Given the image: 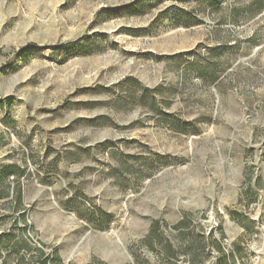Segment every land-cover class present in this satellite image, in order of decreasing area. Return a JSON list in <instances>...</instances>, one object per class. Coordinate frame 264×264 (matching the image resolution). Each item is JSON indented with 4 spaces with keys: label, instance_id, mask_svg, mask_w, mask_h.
Segmentation results:
<instances>
[{
    "label": "rangeland",
    "instance_id": "obj_1",
    "mask_svg": "<svg viewBox=\"0 0 264 264\" xmlns=\"http://www.w3.org/2000/svg\"><path fill=\"white\" fill-rule=\"evenodd\" d=\"M37 248L264 264V0H0V264Z\"/></svg>",
    "mask_w": 264,
    "mask_h": 264
},
{
    "label": "trees",
    "instance_id": "obj_2",
    "mask_svg": "<svg viewBox=\"0 0 264 264\" xmlns=\"http://www.w3.org/2000/svg\"><path fill=\"white\" fill-rule=\"evenodd\" d=\"M135 81L132 79V78H128L125 82V84H134L135 85ZM142 89V99L141 101H146V100H149V102L153 103V105L155 106L154 109L155 111H157L158 113L161 112L160 110V107H159V103L156 101V98L154 97V93L158 90L161 91V89H158V90H149V89H144V88H141ZM27 245V244H25ZM37 251V258H38V264H55V260L58 259L57 256H49L47 258H44L45 256V253L42 249L40 248H37L36 249Z\"/></svg>",
    "mask_w": 264,
    "mask_h": 264
}]
</instances>
